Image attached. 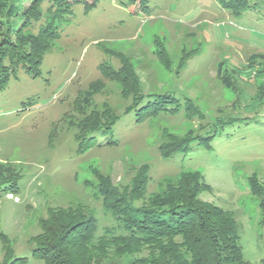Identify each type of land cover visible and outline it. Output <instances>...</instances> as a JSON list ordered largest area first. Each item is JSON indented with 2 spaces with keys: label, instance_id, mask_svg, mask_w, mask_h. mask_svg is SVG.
<instances>
[{
  "label": "rangeland",
  "instance_id": "obj_1",
  "mask_svg": "<svg viewBox=\"0 0 264 264\" xmlns=\"http://www.w3.org/2000/svg\"><path fill=\"white\" fill-rule=\"evenodd\" d=\"M76 1L67 0L70 12L55 20L58 38L39 75L20 67L0 92V165L21 177L16 195L0 192V264L5 247L26 264H42L31 252L50 208L83 207L94 212L99 230L111 226L97 178L120 190L144 167L146 200L161 192L163 180L199 173L208 186L199 199L232 212L244 259L264 264L259 199L247 181L254 177L264 186V101L261 90L256 93L264 82L257 72L264 68V18L252 11L232 16L216 0H148L143 9L127 0ZM84 2L95 5L86 12ZM28 5L23 2L24 9ZM49 8L48 2L41 6L42 20L30 34L49 19ZM120 58L133 69L141 95L169 93L181 110L143 123L136 122L135 110L125 114L132 94L98 69H118ZM223 67L233 74L226 76ZM96 81L100 86H91ZM186 99L203 118H188ZM103 109L119 120L96 137L99 145L78 153L77 123ZM231 117L249 120L224 128L210 149L192 143L184 155L161 158L164 133H202L216 118ZM109 140L115 144L107 145ZM145 199L135 205L144 206Z\"/></svg>",
  "mask_w": 264,
  "mask_h": 264
},
{
  "label": "trees",
  "instance_id": "obj_2",
  "mask_svg": "<svg viewBox=\"0 0 264 264\" xmlns=\"http://www.w3.org/2000/svg\"><path fill=\"white\" fill-rule=\"evenodd\" d=\"M24 1L27 0H0V92L5 90L10 77L20 67L34 78L39 75L45 53L58 38L55 20L70 12L71 5L67 0H28L29 5L25 9ZM127 1L128 5L138 2L142 9L148 3V0ZM216 1L232 16L241 17L252 11L264 18V0ZM45 2L50 3L49 19L40 24L36 34L32 35L28 29L42 20L40 8ZM84 5L87 12L95 3L88 5L84 2ZM157 55L162 57L163 52L158 50ZM120 61L118 69L105 64L98 69L102 77L117 81L123 90L132 94V105L125 114L135 110L136 122L143 123L161 113L174 115L181 110L178 99L169 93L141 95L133 69L125 59L120 58ZM222 70L226 76L233 74V70L229 72L224 67ZM257 72L263 74L264 68ZM94 85L100 86V82L96 81L91 86ZM260 90L264 101L263 81L256 86V93ZM182 109L188 118L204 117L188 99ZM118 120L119 117L108 109L89 113L76 126L79 131L77 152L83 153L91 145H99L94 143L96 137L110 132ZM248 120L216 118L209 130L202 133L176 136L166 132L158 146L160 156L167 160L175 154L184 155L192 143L210 149L212 140L224 128ZM106 144L113 146L115 143L109 140ZM147 172L144 167L130 187L120 190L113 187L106 177L97 178V195L113 222L111 226L99 230L94 212L83 207L48 209L47 217L39 222L41 233L34 238L32 258L42 264H248L241 251L238 223L233 213L199 199L200 193L208 188L199 173L180 172L177 178L163 180L161 192L146 200ZM20 179L19 175L7 173L0 165V192L16 195ZM247 181L251 194L259 199L260 224L264 226V186L254 177ZM144 199V206L135 205L136 201ZM4 250L3 264H26L25 258H14L8 248Z\"/></svg>",
  "mask_w": 264,
  "mask_h": 264
}]
</instances>
